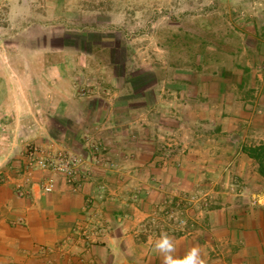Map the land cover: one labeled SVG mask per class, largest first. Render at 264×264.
I'll use <instances>...</instances> for the list:
<instances>
[{
	"label": "rangeland",
	"instance_id": "rangeland-1",
	"mask_svg": "<svg viewBox=\"0 0 264 264\" xmlns=\"http://www.w3.org/2000/svg\"><path fill=\"white\" fill-rule=\"evenodd\" d=\"M49 65L62 70L46 69ZM248 70L254 71L246 83L255 81V72L264 74V0H0V82L13 86L0 84V169L9 167L19 180L31 146L66 150L87 160L91 175L83 186L93 188L88 196L98 203L122 197L133 213L127 222L140 236L208 226L210 210L262 203L264 181L250 188L231 164L239 163L236 156L221 150L202 156L177 144L176 131L181 127L198 139L219 134L221 125L196 116L209 112L202 103L218 90L221 74L238 96L249 93L236 85ZM65 85L68 91L72 86L71 93ZM194 92L195 107L186 100ZM129 106L138 112L135 127L144 133L149 126L155 138L158 132L166 136L153 165L174 163L181 182L166 183L156 172L151 190L129 184L132 170L119 169L128 164V152L113 154L111 139L97 137L127 130ZM146 110L151 123L144 122ZM174 112L184 127L162 120ZM79 128L81 144L73 147L72 130ZM209 161L216 164L213 171ZM197 162L201 180L193 185L186 166ZM247 193L254 198L244 201Z\"/></svg>",
	"mask_w": 264,
	"mask_h": 264
},
{
	"label": "crops",
	"instance_id": "crops-1",
	"mask_svg": "<svg viewBox=\"0 0 264 264\" xmlns=\"http://www.w3.org/2000/svg\"><path fill=\"white\" fill-rule=\"evenodd\" d=\"M73 67L79 68L77 64ZM46 69L62 70L61 66L56 65H49ZM253 71L248 70L242 82H236L238 87L249 89V93L238 96L233 84L221 74L218 90L207 94L208 98L202 103L209 112L199 113L196 119L210 126L218 123L221 125L219 134L198 139L195 138L200 137L198 134L184 133L181 127L176 134L181 141L177 144L202 153V156H206L204 152L215 154L219 150L223 154H231V158L236 156L240 161L235 164L232 160L233 168L241 174L242 183L254 189L256 181L261 182L259 185L263 184L264 176L256 171L258 168L254 159L242 150L244 145L264 144V74L255 72L256 74H252V77H256L255 81L246 83L247 76L250 77ZM0 84L13 88L8 82ZM65 86V93H71L72 86L69 91V86ZM74 99L75 96L72 97ZM76 99L78 100L77 97ZM186 100L191 101L188 105L195 103L194 107L199 104L195 92ZM1 101L4 102L2 94ZM219 110L224 111L221 112L222 115L218 114ZM136 114V108L129 106L127 130L118 129L120 132L111 136L98 132L97 137L111 139L113 154L122 149L123 153L128 152V164L120 165L119 169L125 168L124 172L133 171H130L132 175L129 178V184L133 187L144 185L151 190V174L156 172L163 175L166 183L181 182L184 178L174 163L160 167L153 165L158 160V142L166 136L158 132V137L155 138L149 126L145 127L146 133H143L133 124ZM144 114V122L151 123V119H147L150 113L147 114L146 110ZM164 119L174 122L176 127L179 124L184 127L182 116L176 112L166 115L162 118ZM1 127L4 129L5 126ZM80 129L83 128L72 130L73 147L81 144L79 135L84 132ZM14 132L17 136L22 134V127L18 123ZM185 137H190V140L185 141ZM2 148L3 145L0 150ZM124 156L122 158L125 159ZM174 159L170 158V161ZM199 166V162L196 166H186L187 171L191 172L188 180L193 185L201 180ZM195 168H198L196 173ZM208 168L213 171L216 164L212 162ZM16 174L7 166L0 169V264H163L162 254L154 248L160 235L140 236L137 226L127 222V217L131 218L133 213L124 206L122 197L114 198L112 202H96L104 224L90 239L76 236L73 240L64 241L72 234V229L78 222L88 218L85 208L88 193L93 191L91 183L73 190L63 176L55 174L56 189L52 193H43L35 185L30 194L20 196L15 189ZM209 179L212 178L209 176ZM262 192V195H258L262 197V203L245 204L237 210H210L208 226L197 225L185 233L169 234L176 245L174 255L182 257L195 246L202 249L205 264H264V191ZM251 194L247 193L244 201L252 200L255 195Z\"/></svg>",
	"mask_w": 264,
	"mask_h": 264
},
{
	"label": "built area",
	"instance_id": "built-area-1",
	"mask_svg": "<svg viewBox=\"0 0 264 264\" xmlns=\"http://www.w3.org/2000/svg\"><path fill=\"white\" fill-rule=\"evenodd\" d=\"M22 170L21 178L15 180V189L20 196L30 194L36 183L40 185L43 193H52L56 189V179L51 173L63 176L73 190L81 188L91 175L84 156L61 149L46 150L38 146H31L27 150ZM35 170L43 173L42 176L36 177ZM94 206H96L95 198L92 195L88 196L85 208L88 218L78 222L72 229V234L64 241L73 240L76 236L88 240L100 229L102 225L97 220L98 212Z\"/></svg>",
	"mask_w": 264,
	"mask_h": 264
},
{
	"label": "clouds",
	"instance_id": "clouds-1",
	"mask_svg": "<svg viewBox=\"0 0 264 264\" xmlns=\"http://www.w3.org/2000/svg\"><path fill=\"white\" fill-rule=\"evenodd\" d=\"M154 248L162 254L163 264H205L200 247H192L182 257L174 255L176 245L167 233H161L160 238L155 242Z\"/></svg>",
	"mask_w": 264,
	"mask_h": 264
},
{
	"label": "trees",
	"instance_id": "trees-1",
	"mask_svg": "<svg viewBox=\"0 0 264 264\" xmlns=\"http://www.w3.org/2000/svg\"><path fill=\"white\" fill-rule=\"evenodd\" d=\"M242 150L254 159L259 173L264 176V144L254 146L244 145Z\"/></svg>",
	"mask_w": 264,
	"mask_h": 264
}]
</instances>
